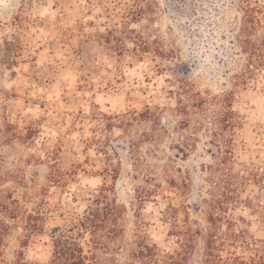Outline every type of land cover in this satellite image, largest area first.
<instances>
[{
	"label": "rangeland",
	"instance_id": "obj_1",
	"mask_svg": "<svg viewBox=\"0 0 264 264\" xmlns=\"http://www.w3.org/2000/svg\"><path fill=\"white\" fill-rule=\"evenodd\" d=\"M245 6L264 21V0H0V264H49L54 235L104 187L124 208V237L104 251L86 235L88 264H124L137 233L173 252L172 206L209 228L202 202L218 174L206 167L220 162L214 122L227 106L244 122L236 162L264 168V78L237 79ZM150 184L158 193L140 206ZM240 198L264 207V188L247 182ZM36 213L44 231L27 234L22 216ZM235 213L264 237L247 206ZM203 249L198 238L189 264Z\"/></svg>",
	"mask_w": 264,
	"mask_h": 264
},
{
	"label": "trees",
	"instance_id": "obj_2",
	"mask_svg": "<svg viewBox=\"0 0 264 264\" xmlns=\"http://www.w3.org/2000/svg\"><path fill=\"white\" fill-rule=\"evenodd\" d=\"M243 10L247 17L243 24L241 23L240 32L245 37L240 38V43L241 49L247 55V63L237 79L246 84L249 79L261 82L264 78L261 74L264 73V21L260 17L262 12L259 7L251 6H245ZM258 32H261L262 36L252 39L254 33ZM223 97L225 101H230L233 94L229 92ZM236 115L231 106H227L217 116V122H214V125H220L221 129V132L214 135L220 162L215 167H206L212 174L218 175L210 198L202 202L207 211L209 228H195L197 222L189 218L181 223L177 209L172 206L167 216L165 215V222L170 224L169 237L174 238L177 245L174 251L161 250L156 244L149 243L146 236L137 233L134 247L130 248L128 260L124 264H189L198 238L204 241L202 264H264V237L259 238L251 233L249 228L252 221L235 213L237 204L247 206L253 212L252 216L257 217L256 221L264 234V207L257 201L249 199L244 202L240 198V190L247 182L264 188V168L256 163L248 165L236 162L234 138L237 128L244 127L243 120L237 121ZM236 164L244 174L240 169H236ZM153 186L154 190L140 188L137 191L136 200L140 206L158 193L156 189L160 188L159 185ZM109 192L112 190L108 187L101 188L90 205L82 212L75 213L71 224L64 231L54 235V252L49 264H88L89 258L81 244L86 235L90 236L93 247L104 251L114 250L111 244L124 237L125 230L121 224L124 208L110 197ZM200 209V206H197L196 211ZM6 211L9 217L18 219L19 210L6 208ZM22 217L26 220L27 234L44 231L43 214H27ZM9 229V224L0 218V256L4 237L9 233ZM16 264L28 263L21 260Z\"/></svg>",
	"mask_w": 264,
	"mask_h": 264
}]
</instances>
